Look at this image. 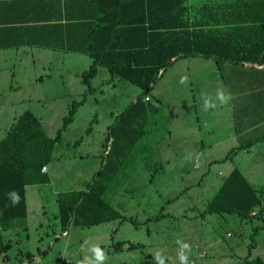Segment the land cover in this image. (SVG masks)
<instances>
[{
	"label": "rangeland",
	"instance_id": "rangeland-1",
	"mask_svg": "<svg viewBox=\"0 0 264 264\" xmlns=\"http://www.w3.org/2000/svg\"><path fill=\"white\" fill-rule=\"evenodd\" d=\"M205 1L192 0L193 3ZM91 63V58L81 56L79 64L83 71L88 70ZM217 65L214 59H182L176 66L169 67L153 86L159 111L125 161L107 197L115 194L119 207L127 211L133 221L125 220L121 227L113 221L95 227L72 224L66 230L69 235H64L60 225L55 193L85 189L102 163L110 125L136 100L140 89L114 77L104 67L99 68L92 79L91 88L79 77H68L67 69L64 70L66 86L54 80L47 86L37 81L22 86L21 92L10 96V86L0 84V141L10 131L14 119L26 110L42 119L47 135L53 138L72 103L87 98L77 110L75 124L64 131L62 141L56 144L53 161L48 165L52 185L28 189V217L0 218V264H76L89 254L88 249L93 244L106 253L105 264H154L156 252L166 257V264H180L177 240L191 245L190 264H247L248 256L250 260H264V213L260 212L263 206L256 209V216L247 219L228 213H205L220 185L215 181L217 172L226 171L228 165L221 161L211 163L227 149L201 152L200 127L228 132L231 126L226 117L219 115L218 101L215 109L202 110L201 93L215 97L218 87L230 92L231 79L238 77L227 69L219 70ZM57 70H52L53 76ZM40 73V69L34 70V74ZM224 73L226 84L221 75ZM184 77L187 82L181 83ZM13 88L19 87L14 85ZM29 88L35 91L34 95ZM45 88L50 96L65 89L73 94L55 100L38 98L35 93L40 94ZM11 100L16 103L12 104ZM205 122L208 127L203 128ZM189 154L190 158H186ZM257 189L263 191V187ZM141 207L146 209L145 215ZM148 216L156 217L159 222L148 223ZM111 224L120 229L115 242L125 235L132 243L136 241L141 245L122 251L110 249V238L116 235ZM253 235L256 245L251 249Z\"/></svg>",
	"mask_w": 264,
	"mask_h": 264
},
{
	"label": "trees",
	"instance_id": "trees-1",
	"mask_svg": "<svg viewBox=\"0 0 264 264\" xmlns=\"http://www.w3.org/2000/svg\"><path fill=\"white\" fill-rule=\"evenodd\" d=\"M113 10L118 16L128 12L130 19L119 17L112 22H95L88 27L85 48L68 50L92 58V65L81 75L88 88L99 68L104 67L114 77L137 86L140 93L110 125L107 150L94 178L85 189L59 194V222L64 231L72 224L95 227L119 219L133 221L118 213L104 196L147 133L151 118L158 113V99L152 89L169 67L181 59L197 57L214 59L219 65H264V0H206L202 3L117 0ZM86 102L87 98L83 97L72 103L53 138L47 135L34 113L27 110L0 141V218L12 220L28 216L27 187L50 182L43 170L53 161L56 144L62 141L78 108ZM261 139L245 144L243 149ZM12 189L20 194L16 207L7 206L6 193ZM263 196L264 190L251 185L236 168L226 177L205 213L252 218L260 206H263L260 212L264 213ZM254 238L253 235L251 249L256 245ZM126 244L119 241L114 248L122 251ZM137 246L140 245L130 243L129 249ZM247 258V264H264L261 258Z\"/></svg>",
	"mask_w": 264,
	"mask_h": 264
},
{
	"label": "crops",
	"instance_id": "crops-1",
	"mask_svg": "<svg viewBox=\"0 0 264 264\" xmlns=\"http://www.w3.org/2000/svg\"><path fill=\"white\" fill-rule=\"evenodd\" d=\"M116 3L117 0H0V75H2V77L0 76V84L3 85L5 83L10 86L9 90L11 93L9 95L12 96L13 93L21 92L20 90H23L22 86L37 83V81L38 83L39 81L43 84L46 83L45 86H47L49 81L54 80L58 85L66 86L67 78L66 74H64V70L66 71V69L69 73L68 77H79L82 79L81 75L84 71L80 68L79 63L81 62V56L87 55L68 49L70 47L74 50L85 48L88 41V27L95 22L100 20L112 22L119 19V17L122 20H129L130 15L128 12H123L120 16L115 13L113 7ZM72 54L74 55L71 56ZM181 60L172 66H176ZM217 66L219 70L221 68L223 70L227 69L232 76H238L231 79L230 93L232 100L229 102L230 105L226 107L219 104L221 109L219 115L222 118L226 117L225 119L231 127H229L230 130L228 132H219L220 129L213 130V128L211 130L210 128L203 130L200 127L201 136L199 141L201 152L220 148L227 149L221 157H218L219 160L218 158H213L211 162L214 164L221 161L223 165H228L226 171H222L221 169L217 172L218 177H220L215 178V181L220 182L218 189H220L226 177L237 168L251 185L255 188L263 187L264 190V65L252 67L249 64L235 65L223 63ZM55 68L58 69V72L56 76H53L52 70ZM35 69H40L41 73L34 74ZM238 71L243 73H239ZM221 75L225 83L227 80L226 73ZM14 85H17L19 88L14 90ZM28 91L34 95L33 92L35 91L31 88ZM39 93H35L37 94L36 96L45 100L49 98L55 100L63 98L65 95L73 94L71 91L65 89L53 92L52 96H50L51 94L47 88L43 89L42 92L39 91ZM19 100L17 99V101ZM11 102L12 104L16 103L12 100ZM225 107L226 112L223 110ZM17 119H14L12 125ZM38 119L43 125L42 119ZM75 119L69 127L75 124ZM205 125L208 127L205 122L203 128ZM257 138L262 139L253 143L249 148L243 149L245 144ZM237 148L240 149L236 151ZM55 150L56 146L53 153ZM208 159H210L209 156ZM209 161L208 163H210ZM97 171L94 172L93 178ZM43 172H46L49 176L50 182L41 186L52 185L53 178L49 175L48 166ZM120 172L117 177L120 175ZM113 183L105 193L104 199L124 218H131L129 217L130 215H127V211L119 207L115 194L107 198L111 192ZM30 187L33 186L27 187L26 198ZM60 193L62 192L55 193L57 199ZM140 209L145 215L146 209L142 207ZM195 218L198 217L196 216ZM151 219L153 220L151 221ZM146 220L148 223H155V225L159 222L156 217L148 216ZM113 222L119 223L121 227L125 221L119 219ZM110 223L112 221L103 224ZM111 225L116 235L110 238L112 240L110 242V249L116 243L115 237L118 234L120 235V229L115 227L116 224ZM137 228H139V225ZM64 235H69V232L64 231ZM119 241L128 243L124 246V249H129L130 243L141 245V243H136V241L132 243L133 241L125 237V235Z\"/></svg>",
	"mask_w": 264,
	"mask_h": 264
},
{
	"label": "clouds",
	"instance_id": "clouds-1",
	"mask_svg": "<svg viewBox=\"0 0 264 264\" xmlns=\"http://www.w3.org/2000/svg\"><path fill=\"white\" fill-rule=\"evenodd\" d=\"M187 77L181 79V83H186ZM201 99L203 100L202 110L208 111L210 109H215L217 107V101L221 105L228 104L232 100V95L223 88H217L215 92V97L209 96L205 93H201ZM190 158V154L188 157ZM6 197L9 201V207H16L20 203V194L17 190L12 189L6 193ZM178 245V259L180 264H190L188 253L191 250V245L183 240H177ZM88 253L81 259L77 260L76 264H105L107 260L106 253L97 244H93L89 247ZM154 264H166V257L160 253L156 252L153 254Z\"/></svg>",
	"mask_w": 264,
	"mask_h": 264
},
{
	"label": "built area",
	"instance_id": "built-area-1",
	"mask_svg": "<svg viewBox=\"0 0 264 264\" xmlns=\"http://www.w3.org/2000/svg\"><path fill=\"white\" fill-rule=\"evenodd\" d=\"M43 171H45V169Z\"/></svg>",
	"mask_w": 264,
	"mask_h": 264
}]
</instances>
